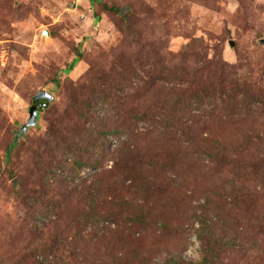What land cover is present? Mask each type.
<instances>
[{
    "label": "rangeland",
    "instance_id": "rangeland-1",
    "mask_svg": "<svg viewBox=\"0 0 264 264\" xmlns=\"http://www.w3.org/2000/svg\"><path fill=\"white\" fill-rule=\"evenodd\" d=\"M233 73L264 84V0H0V264H264L260 108L179 113Z\"/></svg>",
    "mask_w": 264,
    "mask_h": 264
},
{
    "label": "trees",
    "instance_id": "trees-1",
    "mask_svg": "<svg viewBox=\"0 0 264 264\" xmlns=\"http://www.w3.org/2000/svg\"><path fill=\"white\" fill-rule=\"evenodd\" d=\"M95 21H99V16L95 15ZM81 57V54H79L77 56V58L69 65V67L67 68V72H71L73 71V69L75 68V66L77 65V63L79 62ZM212 62L208 63V68L211 66ZM236 74L233 73L231 74L228 78L229 79H221L220 77H217V74H214V79L211 82L216 81L218 84V87H215V84L212 83L213 85V89L216 92V94H208L206 88H199V89H193L192 92L190 94H185L186 91H183L181 93V102L182 105L179 106V109L182 115H181V119L182 118H187L188 120L190 119V116H187L188 111H187V107L186 105H188V103L193 100V102L195 101L196 103H198L201 99H207V103L208 105L216 108H221L220 110H222V104L224 103L225 105L228 103L230 104L229 106H232V108L229 109V112L227 113H223L224 116H226L227 118H230V121H233L234 123H239L241 121H248L246 117L251 118V115L245 114V115H249V116H245L243 113H240V108L242 110L243 106L246 107L245 111L247 110V105L251 106V105H257L261 114L264 116V84L263 85H258L255 82H252L249 80V77H244V76H235ZM221 81H223V83L221 84ZM171 83V82H170ZM176 84H180L178 82H174L173 88L176 87ZM171 90V89H170ZM184 98H187L184 99ZM165 102H162V100L155 106L158 107V109L163 110V104ZM162 104V105H161ZM221 105V106H220ZM212 111V110H210ZM251 111V110H250ZM186 113V114H185ZM253 114V113H251ZM145 116V114H143L141 117ZM253 116L255 117L256 114H253ZM198 117V118H197ZM200 115L199 116H194L191 117L192 120L198 121L196 122V125H199L203 122L202 118L200 119ZM259 116H256V118ZM206 118L208 120H212L214 121L216 118L214 112L212 111L211 113H208L206 115ZM200 119V120H198ZM164 121H172L171 118L168 117L163 119ZM221 120V119H219ZM201 122V123H200ZM218 122V121H217ZM243 123V122H242ZM264 126V125H263ZM262 135H264V129L261 130ZM107 136V135H106ZM190 134H187L186 137H189ZM192 140H195L194 138H192ZM203 142H207L209 140V136L205 137L202 139ZM216 144L219 143V140H216L215 142ZM15 148V143L12 142V144L9 147V150L7 151V154H9V152H11L13 149ZM96 199L94 201V204L96 205ZM252 230V229H251ZM257 232V231H256ZM207 234L211 235L210 231L206 232ZM257 235L256 233H254V236ZM206 247L208 248V251L211 250V248H214L215 250L218 248L219 251H221V249L223 248V242L222 241H217V240H212V242H210L208 240V238H206ZM251 243V247H254V239L253 241H250ZM251 250H253V248H250ZM205 252V251H204ZM213 263L214 259H210ZM172 264H209V259L207 258V256H203L200 262H190V263H183V262H175L172 261Z\"/></svg>",
    "mask_w": 264,
    "mask_h": 264
},
{
    "label": "water",
    "instance_id": "water-1",
    "mask_svg": "<svg viewBox=\"0 0 264 264\" xmlns=\"http://www.w3.org/2000/svg\"><path fill=\"white\" fill-rule=\"evenodd\" d=\"M38 116V111H37V106L36 105H32L29 109V120L28 122L22 127L21 132L23 133L26 128L34 126L35 122H36V118ZM20 133L18 135H20ZM18 137V136H17Z\"/></svg>",
    "mask_w": 264,
    "mask_h": 264
}]
</instances>
